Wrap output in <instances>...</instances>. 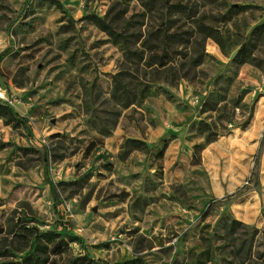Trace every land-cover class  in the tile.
<instances>
[{
    "label": "rangeland",
    "instance_id": "1",
    "mask_svg": "<svg viewBox=\"0 0 264 264\" xmlns=\"http://www.w3.org/2000/svg\"><path fill=\"white\" fill-rule=\"evenodd\" d=\"M59 1L0 0V252L26 225L59 264H264V0Z\"/></svg>",
    "mask_w": 264,
    "mask_h": 264
},
{
    "label": "trees",
    "instance_id": "2",
    "mask_svg": "<svg viewBox=\"0 0 264 264\" xmlns=\"http://www.w3.org/2000/svg\"><path fill=\"white\" fill-rule=\"evenodd\" d=\"M46 1L49 4L54 5L56 8L62 10V4L59 0H41ZM82 19L93 23L101 31L105 32L111 37L114 44L121 46L125 52H129L127 37L116 30L112 23L106 19L105 16L100 17L94 13H88L82 17ZM73 20L69 19L68 24L64 27L68 28ZM262 27V26H260ZM211 32H215L211 30ZM5 55V52L0 53V60ZM200 58L194 60V63H200ZM233 60L239 62H254L255 57L250 53L247 44L243 43L236 51ZM115 84L120 85L119 80L114 77ZM0 118L5 125H9L12 128L18 127L23 121L22 118L13 110V108L7 103H0ZM131 147L138 150L148 151L150 148L138 139L129 140ZM6 143H0V148H3ZM18 150L22 152L31 151L32 148L27 146H16ZM33 221V219H28ZM17 227V225H16ZM1 231V230H0ZM76 239V238H74ZM15 242V244H13ZM68 242L63 239L59 232L56 230H44L41 231L34 226H20L15 232H13V240L10 242L7 250L1 251L0 255H9L15 259L10 264H59L58 258H60L62 249L67 247ZM99 247V246H96ZM7 264V263H2ZM66 264H144L141 257L135 256L130 260L108 263L101 260H95L88 256L87 252L82 251L79 255L71 257L67 260Z\"/></svg>",
    "mask_w": 264,
    "mask_h": 264
}]
</instances>
